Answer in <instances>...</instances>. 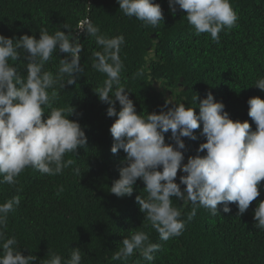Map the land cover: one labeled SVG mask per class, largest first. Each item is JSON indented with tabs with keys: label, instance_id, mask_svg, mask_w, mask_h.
<instances>
[{
	"label": "trees",
	"instance_id": "16d2710c",
	"mask_svg": "<svg viewBox=\"0 0 264 264\" xmlns=\"http://www.w3.org/2000/svg\"><path fill=\"white\" fill-rule=\"evenodd\" d=\"M154 2L161 5L164 19L156 27H145L135 17L125 16L117 0H0V34L16 39L35 35L38 39L42 28L49 34L58 30L67 34L69 30L63 28L67 24L84 47L80 63L85 70L75 84L60 90L56 106L76 110L69 118L85 130L86 146L65 156L74 163L62 175L48 176L26 169L15 187L0 183V203L17 194L22 196L19 207L9 214L8 235L17 238L25 256L39 258L33 264H39V260L43 264L50 253L67 260L72 248L77 247L83 253L82 264H123L112 260L113 255L125 237L141 230L161 246L153 253L152 264H264V231L254 227V210L264 201V181L260 196L243 215H238L232 203L230 213H224L221 205V213L216 216L197 207L195 218L188 221L193 205L185 206L172 198L173 206L181 209V219L187 223L181 236L167 242L155 229L144 227L147 221L136 200L137 196L147 197L141 180L134 185L131 196L121 198L111 193L120 169L126 166V153L111 152L114 140L110 127L116 118L107 116L109 105L94 92L107 79L92 67V54L101 49L94 38L81 31L82 26L92 23L108 37L124 35L121 83L130 92L138 114H159L168 101L169 108L182 103L196 108L199 114L200 100L211 92L217 102L225 104L230 118L248 121L255 130L247 102L256 96L264 99V92L254 86L256 80L264 78V0H231L239 15L238 27L221 32L218 44L210 34L197 35L186 12L178 9L173 15L169 0ZM152 54L155 56L151 58ZM66 55L54 53L45 70L55 74ZM10 63L26 77L23 55ZM116 107L119 110L118 101ZM201 131L202 124L195 130L197 140L183 138L184 162L190 156L206 155V150L198 152L200 144L206 142ZM170 137L169 131L166 143H174ZM76 168L80 169L79 175L74 174ZM181 175L178 173L177 183ZM127 264L149 262L137 251Z\"/></svg>",
	"mask_w": 264,
	"mask_h": 264
},
{
	"label": "clouds",
	"instance_id": "9594fccd",
	"mask_svg": "<svg viewBox=\"0 0 264 264\" xmlns=\"http://www.w3.org/2000/svg\"><path fill=\"white\" fill-rule=\"evenodd\" d=\"M117 3L125 16L135 17L145 27H156L164 19L161 5L154 0H117ZM169 7L173 15L178 9L186 12L195 33L210 34L217 44L221 32L238 27L239 15L231 0H169ZM63 28L69 30L67 34L62 30L49 34L42 28L38 39L35 35L25 34L16 39L0 34V183L15 187L26 169H35L42 175H62L74 163L65 156L87 144L81 124L69 118L76 110L72 106H56L60 90L75 84L85 70L80 63L84 47L79 36H74L67 24ZM81 31L94 38L101 49L92 54V67L107 79L94 92L101 102L109 105L107 116L116 118L110 127L114 140L111 152L126 153L123 161L126 166L120 169V178L114 181L111 193L121 198L131 196L134 185L141 180L147 197L137 196L136 200L147 221L144 227L155 229L164 242L181 236L187 223L181 219V209L173 206L172 198L185 206L193 205L188 221L195 218L197 207L216 216L221 213V205L224 213H230L232 203L236 204L238 215H243L260 196L264 181V99L256 96L247 102L255 130L248 121L230 118L225 104L217 102L211 92L200 100L199 114L196 108L182 103L169 108V101L159 114H138L130 92L121 83L124 35L108 37L92 23L82 26ZM54 53L67 54L60 59L55 74L45 70ZM22 55L26 77L18 74L10 63ZM254 86L264 92V78L256 80ZM201 124L200 135L206 137V142L200 144L198 152L206 150V155L190 156L185 163L183 138L197 140L195 130ZM169 131L174 143H166L165 134ZM181 170L184 175L177 183ZM73 171L80 174L79 168ZM181 185L185 187L182 189ZM21 200L22 196L17 194L0 203V264H33L39 259L31 254L25 256L17 238L8 235L9 214L19 207ZM254 220V227L264 231V201L255 208ZM160 248L151 242L148 232L134 231L123 239L112 260L127 264L138 251L152 264L153 253ZM82 262L83 253L77 247L72 248L69 259L50 253L43 264Z\"/></svg>",
	"mask_w": 264,
	"mask_h": 264
},
{
	"label": "water",
	"instance_id": "95a60500",
	"mask_svg": "<svg viewBox=\"0 0 264 264\" xmlns=\"http://www.w3.org/2000/svg\"><path fill=\"white\" fill-rule=\"evenodd\" d=\"M150 57H151V58L154 57V54H152ZM185 163H187V161H186ZM178 173H183V172H182V170H181V171H179ZM183 174H184V173H183Z\"/></svg>",
	"mask_w": 264,
	"mask_h": 264
},
{
	"label": "rangeland",
	"instance_id": "374dc122",
	"mask_svg": "<svg viewBox=\"0 0 264 264\" xmlns=\"http://www.w3.org/2000/svg\"><path fill=\"white\" fill-rule=\"evenodd\" d=\"M170 101H172V100L170 99Z\"/></svg>",
	"mask_w": 264,
	"mask_h": 264
}]
</instances>
